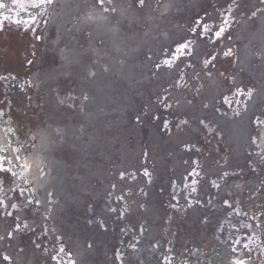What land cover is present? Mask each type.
Returning a JSON list of instances; mask_svg holds the SVG:
<instances>
[{"label":"bare ground","instance_id":"1","mask_svg":"<svg viewBox=\"0 0 264 264\" xmlns=\"http://www.w3.org/2000/svg\"><path fill=\"white\" fill-rule=\"evenodd\" d=\"M242 6L236 3L232 15H224V22L236 18V28L228 37L226 33L225 41L216 43H222L224 50L237 49L239 62L232 85H238V77L248 75L264 80V7L260 0H249L246 8ZM226 8L225 0L56 1L44 40L49 48H58L59 64L46 74L37 72L30 77L32 99L39 103L41 97L53 98V102L39 114L43 130L29 155L21 160L24 177L21 170L14 171L17 186L26 194V204L21 201L22 209L11 217L0 216V240L4 241L0 242V255L7 264L39 262L31 246L18 243L15 230L21 227L19 221L25 225L26 218L31 220L30 227L39 224L37 201L30 195L38 199V194L43 200L48 193L53 196L49 204L50 235L68 243L72 264H109V255L98 252L105 242L103 233L95 226L82 225L79 216L85 215L86 203L96 211L104 209L106 195L115 185L121 192H129L128 186L139 179L141 167H153L146 156H152L158 165L156 182L165 180V184L180 179L187 169V159L202 161L195 178L199 180L194 186L199 188L196 199L185 198L178 203V213L187 218L188 231L179 220L167 223L165 210L148 200L145 192L133 189L128 219L146 221L147 241L157 240L158 233L167 228V237L178 230L208 245L205 217L200 211L214 179L229 180L234 187L237 184L230 179L240 180L243 190L237 193L243 207L255 208L261 203L257 197L261 188L255 185L264 158V82L248 101L221 104L218 97L223 84L211 77V68L205 69L197 61L207 45L203 32L196 29L216 26ZM221 30L227 31L225 26ZM184 38L188 44L194 43L193 50L185 52L182 59H168V47ZM189 68L194 70L185 76ZM207 76L210 80L203 82ZM63 86L71 92L68 99L58 90ZM156 103L164 108L161 112L156 111ZM240 106L243 113H239ZM206 121L212 127L204 130ZM5 132L0 128V148L6 147L18 160ZM219 132L222 146L217 140L207 139L203 153L192 151L199 145L193 139L217 138ZM210 145H215L214 150L208 149ZM4 156L10 163L9 152ZM79 181L83 185L77 186ZM225 188H221L220 197H226ZM0 189L1 200L9 194L17 196L12 188L3 185ZM17 203L4 201L11 208ZM42 205L46 207L47 203ZM112 208L108 202L106 210L111 212ZM89 241L93 242V251L84 250ZM246 257L230 245L220 264L239 263ZM48 260L44 258L42 263Z\"/></svg>","mask_w":264,"mask_h":264},{"label":"rangeland","instance_id":"2","mask_svg":"<svg viewBox=\"0 0 264 264\" xmlns=\"http://www.w3.org/2000/svg\"><path fill=\"white\" fill-rule=\"evenodd\" d=\"M94 1V0H93ZM96 1V0H95ZM227 2V8L223 10L219 15L220 22L216 26H198L196 29L197 32H203V37L206 39L204 41V44L206 48H204L201 51V54L197 58V61L200 65H202L205 69L211 68V74L213 77H215L218 82L220 81L223 86L220 87L222 90V94L218 97L221 104H234L237 100H235L236 97H241L243 101H245L243 98L247 95L246 100L248 97L258 88L264 80L261 79H254L252 76L248 75L240 81L242 83L241 87H232V83L230 82V79H232V71L234 70V66L231 65V61L234 59L236 60V55L234 57V54L236 52H228L222 50L221 46H217L216 43L218 41H223L226 39V33L232 32L233 29L236 27L234 25V21H227V31L221 32V25L223 24V20H225L224 15H230L232 11H234V7L236 6V3H244L245 5L249 2V0H225ZM264 4V3H262ZM187 34V32H185ZM194 43L188 44L186 41V38L182 39L181 41H178L171 46L168 47L166 50L167 58L173 59L174 61L178 59H182L185 52L188 50H193ZM23 53L17 57V70L22 72V77L20 79L21 89H23V96L21 92H15L14 94L10 95L12 96L13 100L16 101L15 103H12V108L9 109V112L7 114V120L10 127L13 129V131H16L17 139L14 141L15 146L20 148V145L18 143L19 137L22 138V145L27 144L30 139L33 138L32 143L28 147L30 149L34 143L36 142L34 140V136L32 135L34 129L42 128L44 125L43 119L39 118V114L44 112L47 108H50V105L53 102V98H45L41 97L38 101L31 100V98H28L27 95L29 94L28 91L31 90L32 86L28 83V77L32 72H38L39 74H46L48 71H50L53 67L57 66L60 61L59 56V50L58 48H54V46L50 45V48L46 44V41L42 39V41H36L35 38L31 39L29 43H26L25 47L23 48ZM4 59V58H2ZM27 63V64H25ZM179 66H176L175 68L178 69ZM194 68H189L185 70V76H189L193 72ZM180 72V71H179ZM220 72V73H218ZM218 73V74H217ZM28 74V75H27ZM216 75V76H215ZM211 76V77H212ZM210 80V76H207L203 82ZM239 82V81H238ZM226 83V84H224ZM53 95H54V88ZM58 90L61 92V96L65 97L64 94L69 90L68 87H60ZM202 89L199 90V92ZM26 98H25V97ZM24 97V98H23ZM66 98V97H65ZM60 99V98H56ZM30 101V102H29ZM58 101V100H57ZM43 104L44 106L38 107L37 105ZM65 103L67 101L65 100ZM156 111L158 110L161 112L164 108L159 107L158 104H155ZM158 106V107H157ZM239 113H243L244 110L242 107L239 108ZM11 116V117H10ZM207 125V126H206ZM212 124L208 121H206L205 126H203L204 130L207 128H211ZM216 131V130H215ZM218 131V130H217ZM33 136V137H32ZM207 139H211V141L215 138L212 136L209 138H195L193 139L194 143H199L197 148L192 149L194 152H201L203 153L205 148L204 144ZM219 141V144H223L222 140L220 139V132L219 137L216 139ZM22 151L24 152V147H22ZM215 146H209L208 149L214 150ZM27 149V150H28ZM18 151L20 149H17ZM246 150V149H245ZM27 152V151H26ZM219 154V153H218ZM231 154V152H230ZM146 160H148V163L151 162L153 167H141V171L138 173L139 179L135 178L133 179L128 188L129 192L128 194L126 191H120L121 188L115 187L109 192V194L106 195V208H108V202L112 203V210L111 212L107 211L106 209L100 210L101 208H98L97 212H94V208L92 207V211L90 212V205L86 203L84 206V213L90 214L88 216V219L92 220L93 222L96 221L93 218L98 217V228L101 229L102 226H111L110 229L114 231L113 237V246H106L103 245V251L104 255L107 253H111V264H121L117 263L116 258L113 256V252L122 251V248L126 247V258H123V264H126L130 261V264H158L159 262H151V259L149 260L148 254L149 250L153 247L154 242L144 243V240L140 239L137 245L134 243V236L126 232L127 228L129 226H134V222H130L126 219V217L129 216V209L130 205L133 204L130 199L132 194H134L133 189H136L140 192H145L147 194V199L155 201V206L158 208L162 207L166 214L169 213L170 222H175V220H179L182 222V224L185 223V227L187 223V218L184 217V215L180 216L178 213L177 203L179 200L184 201L186 197V192L189 191V198L190 199H196L195 193L198 191L199 188H193V185L196 184V176L198 173L201 172V162H199L197 159H187V169L185 172L181 173L180 179H174L169 181L167 184H165V180H161L159 182H156V179L158 178L157 172H158V165L155 162V159H152V156H146ZM264 158L262 160V168L259 172V175H257V183L255 187L259 186L261 188V192L257 195L258 199H261V203L255 207V208H245L242 206V198L239 197V194L237 191H242V183L240 180L231 178L230 180L233 181V183L237 184V187H234V185L229 184V180L224 182L223 179H214L210 183L211 185V192L210 196L205 197L204 202V208L201 209L200 213L210 220L209 227H208V241H211V245H204L207 247L206 250H208L207 254L211 252L210 248H212V243L214 241L221 242V237L223 239L235 238L238 231H242L244 234V238H242L241 241L243 243H247V246L250 247L248 250H244L245 253L248 255V257L253 261L254 264H259V262H263L264 264ZM186 165V163H185ZM11 170H14V166H10ZM134 170V169H133ZM137 171V170H134ZM40 172V171H39ZM24 173V172H23ZM22 173V174H23ZM39 174V173H38ZM127 174V173H126ZM127 176H131L130 174ZM40 177V175H39ZM16 178V175L14 173L10 174L9 171V165L6 162L5 158H0V188L1 186H5L6 188H12L16 192L17 196H14V194L7 195V198H4L1 200L0 198V216L6 219L7 217H11L9 214L10 205H5L3 208V201L11 200V201H17L18 203L15 205V209L20 210L23 197L24 190H21L19 186H17L16 181L14 180ZM166 179V177H165ZM225 179V178H224ZM259 180V181H258ZM199 180H197L198 182ZM244 182V181H243ZM77 186L83 185L80 181L77 182ZM222 185H225L224 193L227 197L222 196L220 197V190H222ZM117 187V188H116ZM10 190V189H9ZM0 192L2 193L3 190L0 189ZM22 192V193H20ZM0 193V194H1ZM31 196V195H30ZM36 196L39 199V204L37 205V210L39 214L37 217L39 220V225L35 227L32 231H28L25 229L23 222L20 223L21 227L20 230L15 231L18 238V243L21 244L22 247L31 246L32 252L37 256V264H42V260L44 258H48L50 264L55 263L56 260H60L61 263L66 264L69 261V256L67 255L66 247L64 246V239L59 236L56 237V235H50V221L46 219L47 217H51L52 209L51 206L48 205L51 201V198L53 199L52 193H48L43 200L40 198V195L36 194ZM51 197V198H50ZM36 201V198L32 196V201ZM21 202V203H20ZM24 202V201H23ZM42 202H46L47 206L43 207ZM208 202V204H207ZM38 203V201H37ZM132 208V206H131ZM43 209V210H42ZM16 210V211H17ZM66 210V209H65ZM67 213H70L66 211ZM93 212V213H92ZM92 213V214H91ZM106 213V214H105ZM176 213V214H174ZM113 215L112 218H109L107 216ZM28 219V218H26ZM171 219V220H170ZM35 219H33L34 222ZM30 221V220H29ZM134 221V220H132ZM255 221L260 222L263 224V227L260 231L257 230V226H255ZM84 222V220H83ZM140 222L142 224V229L144 226H146V221L144 219H138L136 223ZM85 223V222H84ZM95 225V223H93ZM188 224V223H187ZM84 225V224H83ZM257 225V224H256ZM183 226V228H184ZM208 226V224H207ZM173 226L171 225V228ZM99 229V230H100ZM44 230H46L48 233L49 240L46 242V236L44 233ZM133 230L135 232H138V228L133 227ZM167 230V228L165 229ZM162 229L160 232L163 233L165 231ZM171 230V229H169ZM105 231V230H103ZM112 231L106 232V241L107 243H110V235ZM102 232V229H101ZM117 234L120 235V242L118 243ZM135 235H137L135 233ZM160 235V234H159ZM186 234H180V232H177V235H175L176 244L175 246H178V243L181 245V248H186V250L190 253L193 252L194 257L198 258V264H201V257H204L206 259V255L202 256L200 254V246L201 243L197 241L194 238L185 237ZM59 237V238H58ZM164 237V235L162 236ZM6 239V238H5ZM116 240V242H115ZM247 240V241H246ZM162 241V240H161ZM158 244H160V242ZM172 241V240H171ZM235 243L236 249L244 248L242 242ZM246 241V242H245ZM0 242H3L0 240ZM225 243V242H224ZM1 244V243H0ZM92 244V243H91ZM148 244V245H146ZM205 244V243H204ZM210 246V247H209ZM93 247L90 246V244L85 243L84 244V250L93 251ZM242 248V249H243ZM263 251H261V250ZM101 249H99L100 251ZM251 251L252 254H249ZM50 252H53L54 254H49ZM155 251H152V253ZM2 256L0 255V264H7L8 260L2 259ZM24 262V261H23ZM59 263V264H61ZM196 263V261H194ZM9 264V263H8ZM10 264H13L12 262ZM46 264V262L44 263ZM129 264V263H128Z\"/></svg>","mask_w":264,"mask_h":264},{"label":"flooded vegetation","instance_id":"3","mask_svg":"<svg viewBox=\"0 0 264 264\" xmlns=\"http://www.w3.org/2000/svg\"><path fill=\"white\" fill-rule=\"evenodd\" d=\"M49 1L52 0H0L3 4L0 7V49L10 48L13 57L19 53L22 46L18 44L23 45V36L30 28L34 30L33 21L37 24L45 18ZM30 35H33L31 31Z\"/></svg>","mask_w":264,"mask_h":264},{"label":"snow or ice","instance_id":"4","mask_svg":"<svg viewBox=\"0 0 264 264\" xmlns=\"http://www.w3.org/2000/svg\"><path fill=\"white\" fill-rule=\"evenodd\" d=\"M16 2H19V0H16ZM3 6V4H2V2H0V7H2ZM34 7H36V6H38V5H33ZM23 7V6H22ZM222 31V30H221Z\"/></svg>","mask_w":264,"mask_h":264}]
</instances>
